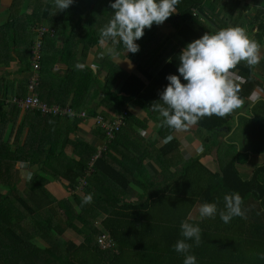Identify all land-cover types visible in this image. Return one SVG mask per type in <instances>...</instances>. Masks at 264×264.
Returning a JSON list of instances; mask_svg holds the SVG:
<instances>
[{"label": "trees", "instance_id": "1", "mask_svg": "<svg viewBox=\"0 0 264 264\" xmlns=\"http://www.w3.org/2000/svg\"><path fill=\"white\" fill-rule=\"evenodd\" d=\"M23 1L12 2L4 25L9 30L19 29V46H0L4 68L16 57L20 65L16 69L19 78L4 81L6 77L0 76V264H183L186 254L176 252L174 245L184 239L180 225L185 220L201 229L199 246L186 241L192 245L190 253L197 264H264L259 257L264 253V162L254 167L248 163L254 156L264 157V97L252 103L248 114L201 118L195 124L198 131L194 135L202 140L204 149L189 159L181 152L177 135L189 128L162 127L163 118L153 110V102L160 100L159 94L169 83L166 77L179 76V54L188 43L206 32L241 27L262 44L264 10L259 9L256 18L247 21L243 11L251 6L244 0H179L177 13L168 19L177 29L174 39L179 46H158L154 24L144 39L148 43L139 45L137 53L126 55L136 65L137 73L108 61V66L102 65L107 71L101 79L89 65L76 67L82 64L80 57L103 37L83 32L84 28L90 29L83 21L91 24L96 15L105 12L104 28L114 15L110 7L114 0H94L100 1L99 6L74 0L61 12L54 7V0H35L31 15L21 13ZM225 1L231 4L232 15L243 9V18L208 26L205 22L217 18L216 11ZM255 27L257 32L252 35ZM59 39L63 42L60 47ZM38 43L41 57L40 69L36 70L32 51ZM115 48L118 54L127 51L125 46ZM59 62L64 63V69L54 71ZM254 70L255 66L245 62L231 70L244 79L237 82L242 102L263 85ZM33 76L38 84L31 90ZM180 79L185 83L183 77ZM93 90H97L100 100L92 97ZM32 95L49 107L57 105L75 115L22 109L13 101ZM87 96L94 99L95 106L90 105ZM129 103L146 117L140 119L126 109ZM82 112L85 116L78 117ZM98 116L107 121L122 120L109 142L100 125L92 129L98 137L96 144L71 137L79 124ZM152 125L157 127L154 133L143 136ZM239 129L242 136L232 139ZM154 134L157 137L152 140ZM159 138L168 141L157 147ZM209 156L216 163V172L202 162ZM20 164L29 175L23 190L17 182L16 167ZM60 181H65L64 188L70 193L67 199H57L47 187ZM80 186L83 195L78 192ZM237 192L246 216L225 223L219 215L225 209L224 197ZM87 195L92 200L85 204L83 198ZM7 197L29 216H15L3 204ZM196 202L199 206L194 210ZM205 202L217 205L214 218L201 219L199 207ZM71 232L83 239L77 240ZM102 237L110 240L109 247H102Z\"/></svg>", "mask_w": 264, "mask_h": 264}, {"label": "clouds", "instance_id": "2", "mask_svg": "<svg viewBox=\"0 0 264 264\" xmlns=\"http://www.w3.org/2000/svg\"><path fill=\"white\" fill-rule=\"evenodd\" d=\"M73 3L74 0H54V7L61 12ZM178 3L179 0H114L110 4L114 15L101 34L113 40L118 38L127 53L135 54L139 51L136 41L143 37L145 29H151L154 24L162 25L176 11ZM260 47L241 27L222 28L214 34L206 32L188 43L179 54V76L168 75L166 79L169 83L159 94L160 100L153 102V110L163 118L161 126L184 130L203 117H225L240 108L243 103L239 96L240 88L231 70L241 62L249 66L257 65L260 62ZM109 51L114 53L115 50ZM76 67L83 69L84 65L77 64ZM91 200L92 196L87 195L83 203H91ZM224 200L225 209L219 212L223 222L228 223L236 216H246L238 192L226 194ZM199 214L201 219L214 218L217 205L205 202L200 205ZM180 228L184 239L176 242L174 250L186 254L183 264H197L195 255L190 253L192 245L186 241L192 240L199 246L201 229L186 220L181 222ZM259 257L264 259V253H260Z\"/></svg>", "mask_w": 264, "mask_h": 264}, {"label": "crops", "instance_id": "3", "mask_svg": "<svg viewBox=\"0 0 264 264\" xmlns=\"http://www.w3.org/2000/svg\"><path fill=\"white\" fill-rule=\"evenodd\" d=\"M13 1L14 0H0V33H1L0 34V46H9L10 48L12 46H19L18 43L20 44L19 29L15 30L14 27H11L10 30L8 28L7 29L4 28V25L7 21V18L10 15V11H11L10 7H11V4ZM85 1H87V2L89 1L91 4H94V5L97 3L98 6L101 4L100 1L99 2L94 1V0H85ZM235 1L236 0H231V2H235ZM243 2L248 3L251 6L250 9L243 11L244 12L243 17L244 18L248 17V18H246L247 21H250V20H253V18H256V15L254 17L250 16V12H251L252 7H255L256 11H258L259 9L264 10V6H263L264 1H262V0H244ZM260 3H262L263 5ZM35 6H36L35 0H25L22 2L20 11L22 14L31 15L34 11ZM242 10L243 9H240L238 12H236V15H232L230 13L231 12V4L228 1H225L224 6L222 5L216 11L218 13L217 18L213 17L211 23H207L205 21L204 22L208 26L213 25V27H215L216 24L221 25L223 20L227 21V22L229 21L230 23H232L231 20H233L236 17L237 18H243V17H241V14H242L241 11ZM209 17H212V15L209 14ZM243 24L246 25V23H243ZM248 25H249V22H248ZM40 26H35V27L40 28ZM148 30L149 29H145L143 37L136 41V43L138 45L141 46L142 43H148L147 41L144 40L146 37H148ZM176 31H177V29L174 28L171 25L170 20L167 19L162 25H157V39L155 42H158V46H160V45L167 46L169 43H171V46H179L176 39H174V33H176ZM249 32H251V31H249ZM256 32H257V27H255L253 29L252 35L255 34ZM16 36H17V38H15ZM155 36H156L155 32H153L151 34V40L152 41H154ZM62 43H63L62 40L59 39L58 45L61 46ZM116 46H124V45L122 42H118V38L116 40H113L111 38L102 37L99 41H97V43L94 45V47H92L87 52L86 56L80 57V58H82L81 59L82 64L83 65H89L95 74L99 73L98 75L101 77V79H105V74L107 71L105 68L102 67V65L108 66L107 64H110L109 62H111V63L114 62L115 64L122 67L124 70L131 73V71L129 69L131 67L130 64L133 62H131V60L125 56V52H123L122 54H118L116 52V48H115ZM147 46H148V44H147ZM260 46H264V43L260 44ZM109 49H114L115 50L114 53L110 52ZM16 50H19V49H16ZM128 59H129L128 62L125 61ZM1 63H3L2 57H0V76L4 75L6 77V79L4 81L19 78V74H17L16 69L14 71L7 70V72L4 73V70L7 69V67L4 68L3 64H1ZM13 64H15L16 68H17V65L20 66L18 61H17V57H16V59L11 60L10 65H13ZM64 67H65L64 63L59 62L58 65L54 68V71H58L59 69L62 70V69H64ZM133 73H136V72H133ZM98 99H99V97H98ZM95 105H96V103H93L92 106H95ZM125 107H130V109H131V107L136 108L135 105L132 103L125 105ZM95 125H96V123H94L93 121L92 122L88 121L87 123L82 122L81 124H79V129L77 130V132L71 133L72 134L71 137L72 138L79 137V139L83 138L84 140L90 141L91 143H93L95 141V139L97 138L95 135L92 134V132H93L92 129L94 128ZM190 133H192L194 135L195 132L187 130L186 132H180L177 134L179 137L178 138L179 142L181 144L180 150L183 154H185L186 152L189 153L191 150L189 148H193V145H195L196 140H198L195 135L194 136L190 135ZM156 137H157V135L154 134V139H156ZM180 137L182 138L183 141H181ZM184 151H186V152H184ZM193 156H195V155H193ZM209 157H211V156H209ZM209 157H207V158L204 157L205 159L203 158L202 162L206 166H208V168L210 170H212V172H216V170H217L216 163L214 162L213 157L211 158L212 160L208 159ZM189 158L186 156V159H189ZM210 164H213L212 167ZM179 167H180V169H178V167H177L178 171H180L182 168L181 166H179ZM152 173H153V171H152ZM134 189L136 192H137V190H139L136 186H134ZM128 199H129V197H128ZM131 199H133V198H131ZM135 200H137V199L135 198ZM189 204H190V201L188 200L186 207ZM198 206H199V202H196V204L194 205V210H196V208H198ZM189 217H192V215L190 214Z\"/></svg>", "mask_w": 264, "mask_h": 264}, {"label": "rangeland", "instance_id": "4", "mask_svg": "<svg viewBox=\"0 0 264 264\" xmlns=\"http://www.w3.org/2000/svg\"><path fill=\"white\" fill-rule=\"evenodd\" d=\"M91 10H93V6H91ZM93 12V11H92ZM255 15H257V11L255 10V7H252L251 8V12H250V16L251 17H254ZM246 18H248V17H246ZM107 19V15H106V13L104 12V13H102L101 15H96L95 17H94V21L91 23V24H89L88 23V20L87 21H83V25L85 26V27H88V26H86V25H90V29H88V28H84L82 31L84 32V30L85 31H87L88 32V34L89 35H100L101 34V30L103 29V25H102V22H105L104 20H106ZM21 20V17L19 16L18 17V22ZM249 20V19H248ZM230 23V22H229ZM1 34V33H0ZM60 47V46H59ZM127 55V51H126V53H125V56ZM125 61H129V59L128 60H125ZM132 62V61H131ZM11 64V63H10ZM130 64V63H129ZM131 65V67H130V71L131 72H136L137 73V70H136V66L134 65V62L133 63H131L130 64ZM95 66V65H94ZM96 67V66H95ZM15 69H17L16 68V66H15V64H13V65H9L8 67H7V70H11V71H14ZM63 72V71H62ZM12 73V72H11ZM61 74V73H60ZM254 76H257V78H258V80H260V82H262L263 83V85L262 86H258L257 88H256V90H255V92L253 93V95L247 100V101H245V102H243L242 103V106L240 107V108H238V109H236L234 112H232V114H234V115H236V114H238V113H249L250 112V109L252 108V106H253V102H256L259 98H261V97H264V46H262V47H260V62L257 64V65H255V70H254ZM233 78H234V80L236 81V83L237 82H244V79L243 78H241V77H238L237 76V73L235 72V73H233ZM98 84H100V82H98ZM94 91V93H93V95H92V97L93 98H96L97 97V95H98V92H97V90H93ZM86 99H88V102L90 103V105L92 106L93 105V103H94V99H93V101H91L90 99H89V97L87 96L86 97ZM97 99H98V97H97ZM126 109H129V110H131L134 114H135V116H137L138 118H140V119H143L144 117H146V115H145V113L143 112V111H141L139 108H134V107H131V109H130V107H126ZM241 113V114H242ZM157 127H156V125L154 126V125H152V127H151V130H149L148 132H146V134L145 135H143V136H148V134L150 133V134H153L154 133V131H155V129H156ZM197 129H198V127H196L195 125H193V126H190L189 127V129H187V130H190V131H194V132H196L197 131ZM186 132V131H185ZM64 132H62L61 133V136H64ZM242 136V132H241V130L239 129L238 130V132H236L235 133V135L232 137V139H235V138H239L240 137V135ZM197 138V137H196ZM76 139H78L79 140V138H77L76 137ZM97 139H98V137L95 139V141L93 142V144H96L97 143ZM180 139H181V141H183L182 140V138L180 137ZM198 139V138H197ZM152 140H154V136H153V138H152ZM242 141H243V138H242ZM101 140L99 139V144H101ZM166 141H165V139H163V138H159L158 139V144H157V147H160L161 145H163L164 143H165ZM231 143H235L236 145L238 144L237 143V141L236 140H232V142ZM102 145H103V143H102ZM224 146V148H225V145H223ZM238 148V147H237ZM189 149H191L190 150V152L189 153H187L186 151H184V152H186L184 155H185V157L187 156L188 158L189 157H191V156H193V155H198V154H200L202 151H203V149H204V145H203V142H202V140L201 139H198V140H196V142H195V145H193V148H189ZM231 149V151L232 152H234V150H235V148H233V147H231L230 148ZM184 150V149H183ZM225 155V154H224ZM212 158V156L211 157H209L208 159H210V160H212L211 159ZM205 159V158H204ZM204 161V160H203ZM212 162V161H211ZM264 162V157L263 156H261V157H259V156H254L253 157V161L252 162H250V159H249V166L250 167H254L255 165L256 166H258V165H260V163H263ZM213 163V162H212ZM211 165V167H212V165L213 164H210ZM17 179H18V187H19V189L20 190H23L25 187H26V185H27V182H28V177L27 176H29L28 175V173H27V171L25 170V167H24V164H20V165H17ZM178 169H180V167H178ZM27 173V174H26ZM59 183V184H58ZM58 183H51V184H49L47 187H48V189H49V191L57 198V199H67V198H69L70 197V193H68L67 192V190L64 188V184H65V181H60V182H58ZM84 185V181H82V186ZM82 186H80L79 187V189H78V192L80 193V195H83V192H82ZM3 204L6 206V207H8V208H10V210L15 214V216H17V217H20V218H27L28 216H29V214H28V212H26L15 200H13L11 197H7L4 201H3ZM23 209V210H22ZM71 234H73L74 236H75V238L77 239V240H79V241H81L82 239H83V237L82 236H80L78 233H76V232H71Z\"/></svg>", "mask_w": 264, "mask_h": 264}, {"label": "built area", "instance_id": "5", "mask_svg": "<svg viewBox=\"0 0 264 264\" xmlns=\"http://www.w3.org/2000/svg\"><path fill=\"white\" fill-rule=\"evenodd\" d=\"M174 13H177V11H175ZM42 28L43 27H40L39 29H42ZM43 30H47V28H44ZM32 54H33V57H32L33 67L36 70H39L40 69V57H41L40 43L34 46ZM37 84H38V79L35 76H33L30 81L29 88L33 90ZM13 101L18 103L22 109L41 108L42 111L47 112V113L68 114L71 116L75 115V113L71 111L70 109H62L60 106H57V105L49 107L47 104L41 103L36 95H32V96L27 97L26 99H21V100L14 98ZM77 116L84 117L85 112L77 114ZM94 121L97 125H100L101 128L106 131L108 142H109V139H112L114 137V131L116 129L117 130L120 129L122 125V120L120 118L107 121L106 119H104V117L98 116L94 118ZM99 242L100 244H102V247H109L111 245L110 240L107 237L100 238Z\"/></svg>", "mask_w": 264, "mask_h": 264}, {"label": "water", "instance_id": "6", "mask_svg": "<svg viewBox=\"0 0 264 264\" xmlns=\"http://www.w3.org/2000/svg\"><path fill=\"white\" fill-rule=\"evenodd\" d=\"M155 140V139H154Z\"/></svg>", "mask_w": 264, "mask_h": 264}]
</instances>
